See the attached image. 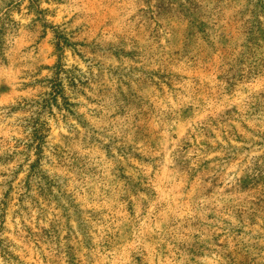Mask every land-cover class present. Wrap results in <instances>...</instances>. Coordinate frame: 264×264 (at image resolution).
I'll list each match as a JSON object with an SVG mask.
<instances>
[{"label": "rangeland", "instance_id": "rangeland-1", "mask_svg": "<svg viewBox=\"0 0 264 264\" xmlns=\"http://www.w3.org/2000/svg\"><path fill=\"white\" fill-rule=\"evenodd\" d=\"M0 264H264V0H0Z\"/></svg>", "mask_w": 264, "mask_h": 264}]
</instances>
